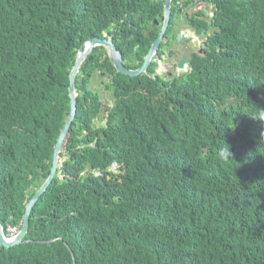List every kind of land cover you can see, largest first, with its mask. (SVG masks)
<instances>
[{
  "label": "trees",
  "instance_id": "trees-1",
  "mask_svg": "<svg viewBox=\"0 0 264 264\" xmlns=\"http://www.w3.org/2000/svg\"><path fill=\"white\" fill-rule=\"evenodd\" d=\"M200 1L172 0V20ZM202 1L215 8L211 22H192L207 53L180 75L124 74L103 46L87 56L58 174L31 212V240L0 245V264H264V123L247 113L264 111V0ZM163 13L164 0H0L5 229L22 227L51 173L80 47L108 32L137 68ZM97 71L112 76L111 103L89 86ZM227 143L233 157L219 160Z\"/></svg>",
  "mask_w": 264,
  "mask_h": 264
},
{
  "label": "water",
  "instance_id": "water-1",
  "mask_svg": "<svg viewBox=\"0 0 264 264\" xmlns=\"http://www.w3.org/2000/svg\"><path fill=\"white\" fill-rule=\"evenodd\" d=\"M172 0H164V13L160 15L162 18V27L161 30L153 42V44L150 47V50L148 54L145 57L144 62L141 64V66L137 68H130L125 64V59L123 56L122 51L118 48L116 43L114 42L113 38L111 36H108V32L105 33V36L103 37H92L89 40H87L79 49L77 54L76 62L70 72V97H71V106H70V113L67 117V120L65 122L64 127L61 130V133L59 135L58 141L55 145L54 150V156H53V165L51 168V173L48 176V178L44 181V183L41 185V187L36 191V193L32 196L30 199L26 212L23 216V223L20 231L15 234L14 236L7 235L5 231V227L3 222L0 220V245L11 247L14 245L22 244L27 241H30L31 239H27V235L29 232L30 227V217L31 212L33 210V207L40 199L41 195L47 190L49 185L53 182L56 175L58 174V169L60 166V154L63 148V145L65 143L66 137L71 130L72 124L75 120V117L77 115V109H78V90L76 87V78L78 75V72L87 58V56L92 53L96 47L103 46L107 49V52L110 56V59L115 66V68L124 74L131 75V76H137L147 71L149 66L151 65L152 60L155 58L156 54L159 51V48L161 46L162 41L164 40V37L166 35V32L169 28L170 21L172 19ZM157 23H159V20H155ZM183 35H179L181 38ZM195 41L197 42L196 38ZM206 43V42H205ZM188 58L185 57L181 63L180 66L184 68L186 71L188 70Z\"/></svg>",
  "mask_w": 264,
  "mask_h": 264
},
{
  "label": "flooded vegetation",
  "instance_id": "flooded-vegetation-1",
  "mask_svg": "<svg viewBox=\"0 0 264 264\" xmlns=\"http://www.w3.org/2000/svg\"><path fill=\"white\" fill-rule=\"evenodd\" d=\"M202 2L203 1L201 0L196 4L191 3L189 6H186V8H178L179 13H183V17H180L177 20L176 18H174L175 20L171 19L169 28L172 27V31L170 33V37L168 38L170 41L164 48L165 52L162 54V57L160 59H155L157 64L153 71L149 69V66L147 71L149 74L154 75L155 77L161 75L164 79L173 78L174 76L180 75L186 71L180 66L181 61L185 57L188 58L189 70L191 69V59L194 57L195 53H207V48L209 46L208 39L205 34H202L197 30L192 22L198 24V26L204 25L198 23V21L203 20L211 22V17L215 15V8L212 3ZM157 24L160 26V28L162 27V18ZM215 30V27L211 26L209 28V34L215 32ZM179 35L183 36L180 38ZM195 38L197 42L195 41ZM163 60L166 62H163ZM96 74L101 75L98 76ZM96 76H104L106 78V83L112 79L111 74L105 71H97L92 79H95Z\"/></svg>",
  "mask_w": 264,
  "mask_h": 264
},
{
  "label": "rangeland",
  "instance_id": "rangeland-1",
  "mask_svg": "<svg viewBox=\"0 0 264 264\" xmlns=\"http://www.w3.org/2000/svg\"><path fill=\"white\" fill-rule=\"evenodd\" d=\"M180 17H183V13H177L176 16H175L176 20L179 19ZM105 33H107V32H105ZM163 62H166V61L163 60ZM96 75L99 76L101 74H96ZM98 76H96L95 79L91 80V82L89 83V86H90L91 89H93L94 91H97L99 94H101L104 103H106V104L107 103H111L112 102L113 93H112L111 90H108L107 87H106V84H107L106 83V78L104 76L103 77H98ZM9 227H17L18 231L20 230L19 229L20 225L11 224V225H9ZM7 233H8V231H7Z\"/></svg>",
  "mask_w": 264,
  "mask_h": 264
},
{
  "label": "clouds",
  "instance_id": "clouds-1",
  "mask_svg": "<svg viewBox=\"0 0 264 264\" xmlns=\"http://www.w3.org/2000/svg\"><path fill=\"white\" fill-rule=\"evenodd\" d=\"M109 36V35H108ZM147 71H148V69H147ZM146 71V72H147ZM261 84H264V83H261ZM257 105V104H256ZM258 106V105H257ZM259 107V106H258ZM260 109H264V108H261V107H259ZM252 118H254V119H257V120H259V121H261L262 123H264V111H260V112H255V111H253V112H247ZM231 128V127H230ZM233 129V128H232ZM234 130V129H233ZM262 135H264V134H262ZM227 145L228 146H224V145H220L219 147H218V150L216 151V153H215V156H216V158H218L219 160H226V159H229V158H232L233 157V153H232V151H231V146L227 143ZM5 227V226H4ZM19 229H21L20 227H19ZM5 231H6V234L8 235V233H7V228L5 229ZM20 231V230H19ZM18 231V232H19ZM17 232V233H18ZM16 233V234H17ZM11 236H14V235H10V237Z\"/></svg>",
  "mask_w": 264,
  "mask_h": 264
},
{
  "label": "built area",
  "instance_id": "built-area-1",
  "mask_svg": "<svg viewBox=\"0 0 264 264\" xmlns=\"http://www.w3.org/2000/svg\"><path fill=\"white\" fill-rule=\"evenodd\" d=\"M8 235H15L18 232L17 227H7Z\"/></svg>",
  "mask_w": 264,
  "mask_h": 264
}]
</instances>
